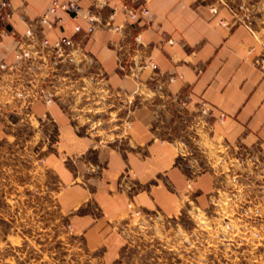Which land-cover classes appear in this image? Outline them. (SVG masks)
I'll return each instance as SVG.
<instances>
[{
  "label": "crops",
  "instance_id": "1",
  "mask_svg": "<svg viewBox=\"0 0 264 264\" xmlns=\"http://www.w3.org/2000/svg\"><path fill=\"white\" fill-rule=\"evenodd\" d=\"M51 1L10 0L13 15L7 27L0 23V36L8 30L0 54L13 58L14 37L25 30L22 19L36 18ZM124 1L150 9L152 25L141 31L139 57H150L158 73L145 68L136 78H121L111 48L121 33L96 31L85 49L106 74L102 83L116 95H111L116 103L103 98L99 107L54 112L68 153L67 163L60 164L67 184L63 196L76 209L87 207L73 217L74 227L88 243L105 242L112 251L118 243L114 218L129 203L175 215L188 198L199 202L219 188V171L206 168L192 174L179 163L181 158L191 165H214L220 148L232 156L252 150L264 157V74L252 65L263 49L255 32L237 23L226 8L211 13L201 0L109 3ZM79 3L86 10L93 0ZM112 21L123 24L124 15L116 12ZM76 23L86 27L78 16H64L63 29L50 33L51 40L74 35ZM253 46L255 51L248 53ZM167 74L182 78L167 82Z\"/></svg>",
  "mask_w": 264,
  "mask_h": 264
},
{
  "label": "rangeland",
  "instance_id": "2",
  "mask_svg": "<svg viewBox=\"0 0 264 264\" xmlns=\"http://www.w3.org/2000/svg\"><path fill=\"white\" fill-rule=\"evenodd\" d=\"M200 2L230 11L237 23L255 32L264 52V0ZM140 5L147 7L135 6ZM2 35L0 47L6 33ZM54 59L32 68L26 84L24 78L9 82L0 68V264H264V157L252 150L232 156L220 148L214 165H191L181 158L179 163L192 174L219 171V188L212 196L199 202L188 198L175 215L129 203L114 218L118 243L113 251L105 242L88 243L73 221L86 206L76 209L63 196L67 184L60 164L67 163L68 153L54 112L99 107L103 98L115 104L116 95L105 91L94 66L82 68L84 59L74 58L79 68L74 75L68 66L54 69ZM13 60L0 54V63Z\"/></svg>",
  "mask_w": 264,
  "mask_h": 264
},
{
  "label": "built area",
  "instance_id": "3",
  "mask_svg": "<svg viewBox=\"0 0 264 264\" xmlns=\"http://www.w3.org/2000/svg\"><path fill=\"white\" fill-rule=\"evenodd\" d=\"M104 9L109 10L106 16L102 15ZM118 10L124 15L125 23L123 24H114L112 21ZM210 11L216 13L217 8L211 6ZM12 15L10 0H0V23L3 27L9 25L8 22ZM148 15L149 9L147 7L135 6L128 1H124L120 5H111L109 0H93L90 8L82 10L79 0H52L47 9L36 18L32 20L22 19L25 30L22 34L14 37V60L10 63L1 62L0 68L7 72L9 82H18L24 78L22 82L26 84L32 80H28L29 76H32L31 73L34 74L31 72L32 68L45 67L44 61L50 58L56 59L50 64L54 69H57L59 64L62 68L68 66L72 72L74 69L79 70L74 64V58L77 57L80 61L84 59L82 68L94 66L97 74L104 80L102 70L93 56L85 49V44L100 26L102 30L121 33L122 37L119 42L113 44V49L116 51V68L119 72L123 73L124 76L130 75L136 78L143 69L148 68L154 74L157 69L156 63L150 57H139L143 50L141 31L152 25L151 20L147 18ZM64 16H78L85 22L86 27L76 23L73 28L74 35H62L51 40L48 32L62 30ZM2 32L7 33L8 30H2ZM166 42L172 44L173 39L168 38ZM125 50L129 54H133L131 59L126 58ZM254 51V46L248 49V53ZM252 65L264 74L263 51L258 52L253 57ZM19 74L22 76L20 79H18ZM72 74L74 75V72ZM165 78L167 82H172L175 78H182V75L167 74ZM50 101L51 98H48L46 102L49 103ZM208 111L209 108L203 103L202 113L207 114Z\"/></svg>",
  "mask_w": 264,
  "mask_h": 264
}]
</instances>
